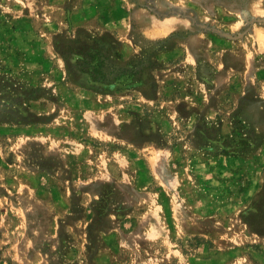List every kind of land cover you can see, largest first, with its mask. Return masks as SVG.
I'll return each mask as SVG.
<instances>
[{
  "label": "rangeland",
  "instance_id": "374dc122",
  "mask_svg": "<svg viewBox=\"0 0 264 264\" xmlns=\"http://www.w3.org/2000/svg\"><path fill=\"white\" fill-rule=\"evenodd\" d=\"M0 264H264V0H0Z\"/></svg>",
  "mask_w": 264,
  "mask_h": 264
}]
</instances>
